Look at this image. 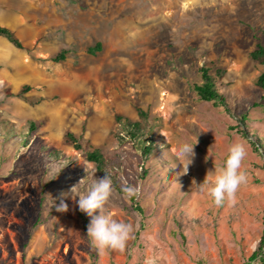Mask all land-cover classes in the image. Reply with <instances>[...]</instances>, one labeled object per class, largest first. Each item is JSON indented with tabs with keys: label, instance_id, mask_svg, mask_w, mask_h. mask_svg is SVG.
Wrapping results in <instances>:
<instances>
[{
	"label": "rangeland",
	"instance_id": "rangeland-1",
	"mask_svg": "<svg viewBox=\"0 0 264 264\" xmlns=\"http://www.w3.org/2000/svg\"><path fill=\"white\" fill-rule=\"evenodd\" d=\"M44 1L0 0V26L23 49L0 44L31 66L16 76L0 61V264H259L250 258L264 221V92L249 55L264 46V0ZM203 69L225 104L200 100ZM58 103L72 112L61 122L15 107ZM124 121L155 141L145 163ZM184 142L197 143L187 174ZM235 142L247 146V183L217 206L196 185ZM94 151L105 166L88 159ZM105 173V212L133 225L124 250L98 251L77 205ZM127 182L141 186L133 201ZM61 194L66 213L55 210Z\"/></svg>",
	"mask_w": 264,
	"mask_h": 264
},
{
	"label": "clouds",
	"instance_id": "clouds-1",
	"mask_svg": "<svg viewBox=\"0 0 264 264\" xmlns=\"http://www.w3.org/2000/svg\"><path fill=\"white\" fill-rule=\"evenodd\" d=\"M196 144L184 142L178 148V155L187 162L186 174L195 157L194 148ZM247 154V146L244 142L233 143L229 147L227 158L224 160L222 167L219 171H209L204 182L196 185L197 192L203 193L205 188H207L208 195L213 198L217 206H221L225 200L234 199L239 188L247 183V173L243 170ZM210 177L214 178V183H208ZM76 191L77 186L72 187V198ZM122 191L128 197H135L141 192V186L125 184ZM112 193L113 181L111 175L105 173L103 178H95L87 195L78 196L77 205L79 211L90 218V223L87 226V237L98 251L108 249L124 250L133 231L131 223L118 221L105 212V206ZM67 195L61 194L59 203H55L57 212L66 213L69 211V206L65 202Z\"/></svg>",
	"mask_w": 264,
	"mask_h": 264
},
{
	"label": "trees",
	"instance_id": "trees-1",
	"mask_svg": "<svg viewBox=\"0 0 264 264\" xmlns=\"http://www.w3.org/2000/svg\"><path fill=\"white\" fill-rule=\"evenodd\" d=\"M0 37H3L7 39V41L12 44L16 49L22 50L23 46L21 42L18 40L14 32H12L10 29L5 28L3 26H0ZM97 50L100 49V46L97 45ZM96 49H90V52H93ZM66 51H62L60 54L55 56L53 58V62L59 63L65 60L66 58ZM250 59L254 62H256L258 65L262 67V72L257 77L255 81V85L257 88H259L261 91L264 92V46L258 44L256 48H254L249 55ZM202 76H203V83L201 86H196L195 91L197 95L199 96L200 100L205 102H213V103H221L225 104L223 96L217 91V89L214 87L213 81L210 78L209 74H207L206 70H202ZM117 121L121 122V119L117 117ZM34 127V125H32ZM123 131L126 133L127 136H129L130 140L134 144L136 148H138L142 154V156L145 158L144 163L148 160L150 157L153 149L155 148V141L148 136L147 134H144L141 130L138 124H130L127 121L122 122ZM65 138H69L71 141H75L73 136L71 134H66ZM263 145H257V148H261ZM88 159L92 162H94L97 167L99 166H105L103 164V157L98 151H94L88 154ZM127 171H123V173L126 174ZM148 170L146 169L145 165L140 169L139 172H137V176L139 175V180L145 179L147 176ZM137 179V178H136ZM131 183L136 184L135 180H130ZM130 182H127V185H130ZM131 200H134V197L131 198ZM139 212H142L141 209H138ZM251 261L257 260L259 264H264V221H263V230L261 234V238L259 241V245L255 252L252 254ZM250 261V262H251Z\"/></svg>",
	"mask_w": 264,
	"mask_h": 264
},
{
	"label": "bare ground",
	"instance_id": "bare-ground-1",
	"mask_svg": "<svg viewBox=\"0 0 264 264\" xmlns=\"http://www.w3.org/2000/svg\"><path fill=\"white\" fill-rule=\"evenodd\" d=\"M22 58L23 57L21 54L14 52L9 46H6V44L5 45L3 43L0 44V61H2L5 66H9L13 68L16 76H21L24 73L29 72V68L31 67V66L28 67L25 64V62L22 61L23 60ZM67 105H65L64 103L55 104V106H53L55 111H52L51 109H49V106L45 105L33 111L32 113H30L28 107L24 106L23 104L22 105L18 104L15 107L16 110L19 112L18 115L20 116L28 115V114H34V115L41 114L47 117L48 119L52 118L51 119L52 121L55 120L56 122L57 121L61 122L63 118L68 117L72 114V112L68 111Z\"/></svg>",
	"mask_w": 264,
	"mask_h": 264
},
{
	"label": "crops",
	"instance_id": "crops-1",
	"mask_svg": "<svg viewBox=\"0 0 264 264\" xmlns=\"http://www.w3.org/2000/svg\"><path fill=\"white\" fill-rule=\"evenodd\" d=\"M54 0H45L44 2H42V3H40L39 2V5H43V4H45V5H51V6H54ZM57 9L55 8V7H53V13H55V11H56ZM14 19L16 20V21H18V22H20V17L19 16H15L14 15ZM64 21H62V23H63Z\"/></svg>",
	"mask_w": 264,
	"mask_h": 264
}]
</instances>
